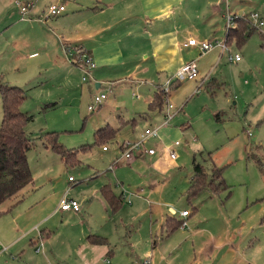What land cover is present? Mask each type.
Masks as SVG:
<instances>
[{"label":"rangeland","instance_id":"rangeland-1","mask_svg":"<svg viewBox=\"0 0 264 264\" xmlns=\"http://www.w3.org/2000/svg\"><path fill=\"white\" fill-rule=\"evenodd\" d=\"M27 1L34 5L25 17L34 21L32 25L38 24L33 29L21 23L19 3L28 6L24 5ZM50 3L0 0V79L26 91L20 110L32 116L25 133L34 143L27 153L33 179L39 182L54 177L58 191H68V198L81 207V222L66 220L57 240L82 238L84 233L86 239L89 235L105 237L108 252L113 250L116 255L112 264H131L138 256L151 253L153 264H264V29L258 30L251 23L255 32L244 45L237 46L234 41L227 44L229 28L224 19L229 5L233 17L250 19L257 14L264 20V0H195L188 4V15L175 17L188 33L186 42L189 37L212 45L225 42L227 51L223 55L219 48L199 54L197 49L181 47L179 51L174 49L172 61L158 57L157 68L148 52L149 61L140 64L133 78L114 73L116 69L112 68L103 73L108 76L100 78L101 90L94 87L93 72L86 73L82 63L72 65L74 53L66 54L53 40L47 47L48 55H42L45 46L41 43L50 37L47 29H54L53 19L43 23L48 8L63 5ZM17 53L25 60L17 61ZM34 54L36 58H28ZM236 55L240 61L230 62L229 56ZM179 62L183 66L196 62L197 76L170 89L167 102L174 112L182 109L169 126L172 133L164 141L159 135L160 140L146 142V150H155V157L143 154L130 163L123 161L120 145L139 140L145 127L154 125L150 120L138 121L133 127L125 122L137 118V112L147 111L143 99H151L156 88L174 76ZM21 72L24 80L16 79ZM102 94L106 100L97 111L90 112L93 98ZM153 117L163 119L162 114ZM2 119L0 95V123ZM107 124L119 129L115 138L95 144V131ZM52 132L66 149L77 151L78 166L65 167L59 155L44 147L41 134ZM175 141L181 144L174 147L177 159L163 160V169L154 167L155 160ZM85 145L89 147L83 150ZM208 154L217 167L223 168L229 191L218 195L203 191L191 205L185 192L193 174L192 160L194 156L198 161L208 159ZM116 161L117 170L109 172ZM92 174L94 179L87 178ZM70 177L75 183H68ZM103 181L110 183L117 195H123L122 207L115 214L106 205L104 208L90 200L95 186ZM129 200L131 205L127 204ZM11 204L4 203L0 211ZM88 204L94 222L88 220L84 210ZM171 210L176 217L182 210L191 215L186 228L179 227L167 237L163 220ZM0 264H12L9 255ZM71 264H78V259L73 258Z\"/></svg>","mask_w":264,"mask_h":264},{"label":"crops","instance_id":"crops-1","mask_svg":"<svg viewBox=\"0 0 264 264\" xmlns=\"http://www.w3.org/2000/svg\"><path fill=\"white\" fill-rule=\"evenodd\" d=\"M188 1L193 3L195 0H55L53 1L54 3H62L65 6V11L59 16L44 18L45 22L43 21V23L46 24H48L49 20H54L52 22L54 29H52V31L47 29L50 33V37L48 40H44L41 43L45 46L42 48V55H48L47 47L51 44V40L62 50L64 48L66 54H69V52L71 54L74 53L75 62L72 63V65L75 67H78L82 63V68L86 69L83 60L84 56L82 55H88L94 67L87 73L93 72L92 75L95 80L94 87L96 90H101L102 84L100 78L108 76V74L103 73H106L112 68L116 69L114 73L119 74L123 72L130 78H133L132 74L140 67V64H147L149 61L148 52L152 53L150 55L156 60L154 67L158 68L159 63H157V58H169L172 61V56L175 53L174 49L177 51L178 48L181 49L182 47L184 50H198L196 47H183V44L186 42L185 34L188 33L187 31L184 33V25L180 22L177 23L175 20L177 14H180L181 17L184 14L188 15V4L190 5V3L187 4ZM50 2L53 3L52 0H50ZM30 3L31 2L27 1L24 5ZM33 6H31L24 15H22L20 11L21 23L31 25L29 26L31 29H33L35 25H38H32L34 21L26 20ZM20 7L21 3H19V9ZM228 11L229 5L227 6V12ZM260 19L263 20L262 18ZM249 20L251 21V19ZM192 38L193 37H189L188 40ZM224 53L225 52L222 53L220 51L221 55ZM36 57L37 54H34L28 58ZM138 58H140V60L136 61ZM19 59L25 60L17 53L16 60L18 61ZM181 66H183L182 62H179L176 67H174L177 70ZM125 68L126 70L122 71ZM171 68H173V65ZM16 79L24 80L23 72H21V76ZM12 85L26 92L22 86L17 84ZM152 97L151 99H143L142 105L148 106L152 101ZM181 110L182 109H177L176 112L173 110V114H175L173 119ZM143 112L144 111L137 112V118L125 122V125L133 127L138 121L150 120V122L153 121L151 123L154 125L152 127L146 126L145 129L161 126L163 119H161L162 121H157V118L153 117L158 113ZM161 114L163 115V113ZM172 120L168 126L161 128L159 134L161 141H164L170 136V133H172V130L169 129ZM116 131H119V129ZM158 140H160V138L153 141ZM103 151L106 152L107 150L103 148ZM155 156L156 154L149 157ZM163 156L155 160L154 167L163 169V160L172 161L169 159L166 152H164ZM109 172L111 171L109 170ZM113 174H115V172H113ZM95 177L96 176L93 174L87 175L89 179H94ZM55 182L56 179L54 177L39 179V182L33 179L32 184L6 201H12V204L10 207L0 211V227L2 226L4 228L0 229V242H2L0 243V261H3L6 255H9L10 263L12 264L16 262L21 264H71L73 258L78 259V264L114 263L116 255L113 250L108 252L109 244L105 237L94 236L104 239L105 243H93L89 239L92 236L89 235L86 239L85 233L82 235V238L74 236L67 241L57 240L62 229H65L63 226L66 220L78 219L81 222L83 216L81 207L78 212L62 211L60 209V199L63 196L68 198V196L70 197L71 195H69L68 191L64 194L59 192ZM68 183L73 184L75 180L73 179V182L68 180ZM47 185L49 187L43 190V187ZM107 185L110 186L113 194L121 199V205H119V208L114 213L110 210L101 196L102 187ZM95 189L96 190L90 198L91 202H96L97 205L104 208L106 205L111 213H117L122 207L123 195H117L111 184L106 181L98 183ZM140 193L139 194L142 195L144 190L141 189ZM127 204L131 205L132 202L129 200ZM84 210L87 211L88 220L94 222V213L90 204H88ZM180 213L178 217H176L174 211L171 210L170 215L164 217L163 230L167 237L178 230L167 234V219L169 217H174L175 220L181 221L183 217ZM190 215L186 217L185 220L189 219ZM39 246L41 247L40 249ZM43 248L44 250L41 252ZM67 249H69V251L63 253V251ZM149 256L151 257V264H153V254L151 253ZM141 259L142 258L138 256L134 263L133 260H131V264H139Z\"/></svg>","mask_w":264,"mask_h":264},{"label":"trees","instance_id":"trees-1","mask_svg":"<svg viewBox=\"0 0 264 264\" xmlns=\"http://www.w3.org/2000/svg\"><path fill=\"white\" fill-rule=\"evenodd\" d=\"M251 21L246 17H234L233 26L229 28L225 41H234L237 46L244 45L255 32L249 25ZM229 44V43H227ZM83 60L88 59V55ZM179 83L172 84L178 86ZM171 87V88H172ZM168 92L163 87L156 88L152 101L147 106V113L161 114L168 101ZM0 95L2 100L3 119L0 123V205L16 196L21 190L32 184L33 177L27 161V153L33 147V139L25 133L27 124L32 116L22 113L20 108L25 100V92L16 86H10L0 79ZM52 105H47L49 107ZM117 131L106 125L95 131V144L102 145L111 142ZM57 133L41 134L44 147L60 156L66 167L78 165L77 151L66 149L58 142ZM89 146H83V150ZM121 151V148H120ZM209 164V166H208ZM208 166V167H207ZM193 174L189 180L186 201L191 204L198 195L207 191L210 194L218 195L221 192L229 191L223 179V168L217 167L208 154V159L198 161L196 157L192 160ZM101 196L114 213L121 205V199L117 198L109 185L102 187ZM192 205V204H191ZM194 210L197 208L194 207ZM189 213V212H188ZM190 215V213H189ZM181 221L174 217L167 219V234L173 233L181 227ZM100 237H90L93 243H105Z\"/></svg>","mask_w":264,"mask_h":264},{"label":"built area","instance_id":"built-area-1","mask_svg":"<svg viewBox=\"0 0 264 264\" xmlns=\"http://www.w3.org/2000/svg\"><path fill=\"white\" fill-rule=\"evenodd\" d=\"M227 1V0H226ZM28 6H22L20 7L21 14H25L26 10L30 8L32 4H27ZM65 11L64 5L61 4H52L48 8V13L47 17H56L62 14ZM250 19L252 21L253 27H255L258 30L264 29V21L260 19V17L257 14H252L250 16ZM225 21H226V26L227 28H230L233 26L234 22V17L227 12V15L225 16ZM183 47H196L198 48L200 54H205L209 51H212L213 48H219L220 51L226 52L227 47L225 45V42H216L214 45H212L210 42L204 41V42H197L195 39H189L187 42L183 44ZM229 61L230 62H239L240 57L238 55L236 56H229ZM85 65L86 69H83L86 73L94 67L93 63L91 62V59H85ZM197 76V66L196 62H191L188 63L184 66H181L177 72L174 74L172 78H169L165 85L163 86L164 92H170L172 84L174 83H180L182 81H187L190 79H193ZM106 99V95H96L90 106L88 107V110L90 112H95L98 110V108L101 106L103 101ZM174 107L169 104L168 102L166 103L164 107V112H163V122L160 127H154V128H147L144 130V133L140 136V139L137 141H125L120 145L121 148V159L131 162L132 160L141 157L143 154H147L149 156L155 155V150L153 149H147L146 150V142L149 140H157L159 139V133L161 128L166 127L169 125L170 121L173 119L174 115L173 114ZM180 145L179 141H175L172 146L168 147L165 152L167 156L169 157L170 160H175L176 159V154L174 152V147H177ZM106 148H104L105 150ZM119 161L115 162L113 166L109 168V170L113 171ZM70 182H73V178L70 177L68 179ZM59 207L62 211H73V212H78L80 205L79 203L74 200V199H69L66 196H63L60 201H59ZM180 215L183 217L181 220V229H184L186 227V220L185 218L189 216L188 211H182ZM139 264H151V257L149 255H145Z\"/></svg>","mask_w":264,"mask_h":264}]
</instances>
